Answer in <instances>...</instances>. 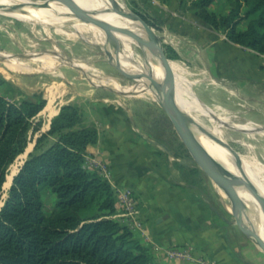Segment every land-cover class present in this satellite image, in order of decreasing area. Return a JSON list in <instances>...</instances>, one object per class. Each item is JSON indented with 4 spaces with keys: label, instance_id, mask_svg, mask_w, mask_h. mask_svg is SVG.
Here are the masks:
<instances>
[{
    "label": "rangeland",
    "instance_id": "obj_1",
    "mask_svg": "<svg viewBox=\"0 0 264 264\" xmlns=\"http://www.w3.org/2000/svg\"><path fill=\"white\" fill-rule=\"evenodd\" d=\"M115 1L135 15L139 17L141 15L147 21L145 23L147 28L163 50L165 42H171L178 47L179 59L175 61L165 62L158 55L157 50L154 53L162 62L164 69L162 80L166 82L167 91L175 98L178 96L192 101V96H195L200 102L202 101L200 95L203 96L204 93L206 100L208 71L204 62L207 51L204 49H202L204 52L200 49L198 51L199 47L195 43L194 38L198 31L199 21L194 15L191 4L189 6L186 4L188 0H185V3L178 8L173 5L172 8L177 13L183 14L182 18L178 19L159 17L138 0ZM20 2H42L54 9L62 10L75 8L91 15L99 10L96 6L75 4L64 0H21ZM232 2L233 0H216L213 7L218 11H226L231 7ZM155 11L159 13V10ZM42 17L47 18H26L0 13V92L2 94L9 99L26 96L24 91L6 85L5 81H2L3 77L11 83L17 81L20 84L31 85L29 93H43L55 106L63 104L64 101H70L68 98L75 95L77 98H73L72 102L76 104L79 101L87 107L86 98L91 97L89 91H99L101 95L118 99L119 103L129 110L135 128L144 132L148 137L164 142L188 159L193 156L172 120L150 90V85L146 81L147 68L144 56L134 33L129 31L131 38L125 45L124 37L114 27L102 25V19L99 22L90 21L65 14H57L56 17L54 14L51 17L43 15ZM71 20L76 21L75 24ZM107 50L120 60H125L129 55V64L140 73H134L127 65L114 62ZM174 84L180 86L181 90L175 92ZM235 109L234 112L232 110L223 112L220 107L219 110L214 109L215 119L209 118L202 109V112L193 110L190 115L209 134L216 131L220 145L232 153L235 152L239 157L246 158L257 179L264 183V160H261L260 156L262 154L264 156V151L261 153L260 146L257 145L258 129L251 124H246ZM221 117L226 119L223 124L218 122ZM82 119H84L83 113ZM244 125L246 126L243 127ZM19 157L20 155L7 167L5 183L1 188L0 209L8 196L12 176L18 172L17 168L21 164L22 159ZM214 168L218 167L214 166ZM201 169L198 170L197 175L195 174L196 176H192L198 180L199 185L198 191L195 192L201 202L211 204L221 213V207L228 205L229 200L226 195L224 196L221 184L218 186L215 184V192L219 194H213L214 192L208 186L210 185L209 178ZM218 169L221 173L226 170L229 176L239 180L237 187L241 186L243 175L241 168H236L239 171L238 176L234 175L231 169L223 167ZM8 175H12L10 182ZM42 197L45 211H51L53 201H55L54 196L43 192ZM245 204L246 211L251 217L259 219L262 217V212ZM115 219L127 225L133 235L137 234L134 227L139 228L140 226L137 217L135 224H133L134 218L132 217ZM230 233L233 246L237 251L247 249L245 251L249 253L252 246L255 247L254 242L250 240L252 238L244 240L234 226H231ZM239 238L243 242H239ZM243 262L252 264L248 261ZM258 264H264V260L259 261Z\"/></svg>",
    "mask_w": 264,
    "mask_h": 264
},
{
    "label": "crops",
    "instance_id": "obj_2",
    "mask_svg": "<svg viewBox=\"0 0 264 264\" xmlns=\"http://www.w3.org/2000/svg\"><path fill=\"white\" fill-rule=\"evenodd\" d=\"M138 1L159 17L178 19L183 16L172 7L173 5L175 8L180 7L185 0ZM186 2L189 6L190 0ZM215 2L216 0H213L208 9L216 14H226L230 9L218 11L213 7ZM155 10H159V13ZM195 17L199 21L195 43L199 47L198 51L199 49L207 51L204 63L208 71V92L205 93L206 100L204 93L203 96L200 95L202 103L195 96H192L193 100L199 102L200 109L211 119L216 118L215 110H219V107L223 112L230 110L234 112L236 108L235 112L242 116L246 124L258 129L259 135L256 140L262 153L264 151V54L230 42L223 33L204 23L196 15ZM165 43L163 46L171 47L177 55V58H168L164 49L166 61L179 59L178 47L171 42ZM2 81L14 89L24 91L25 95L40 97L46 101L45 107L36 115V119L42 120L40 129L29 133L27 145L19 154V158L22 159L21 164L29 153L35 151L37 138L48 131L51 119L59 112L61 106L72 104L80 107L84 115V124L93 125L98 133L96 142L86 146L87 156L84 167L97 172L94 163H107L110 169V177L107 180L112 187L131 188L136 194V216L140 226L135 227L137 234L134 236L157 264H200L199 260L210 264L263 262L264 239L260 235L251 234L247 226L237 221L229 193L222 187L229 204L221 207V213L211 204L201 202L195 192L199 189L198 180L192 177L202 168L199 163L193 156H190V160L164 142L153 140L135 128L129 110L122 106L118 99L90 90L91 97L86 98L87 107L79 101L74 104L72 100L77 98L75 95L68 98L70 101L55 106L43 93H29L31 85L20 84L17 81L11 83L4 77ZM0 94L8 98L1 92ZM221 118L218 122L225 123L226 119ZM54 141L55 138L49 136L44 148ZM260 156L261 160H264L263 154ZM240 161L248 170L256 193L253 196L256 197L262 212L259 200L263 201L264 206V183L257 179L246 158L240 156ZM201 171L208 176L210 182L208 186L215 194L214 186L215 184L218 186V183L203 168ZM15 174L12 176L10 186ZM224 174L229 176L225 171ZM234 184L237 187V184ZM44 192L48 195L52 194L50 191ZM262 216L264 217L263 214ZM231 226L239 231L244 240L252 238L250 240L254 242L255 247L252 246L249 253L245 251L247 249L239 252L233 246ZM239 242L243 240L239 238ZM172 247L189 250L192 260L185 257H169L166 250Z\"/></svg>",
    "mask_w": 264,
    "mask_h": 264
},
{
    "label": "trees",
    "instance_id": "obj_3",
    "mask_svg": "<svg viewBox=\"0 0 264 264\" xmlns=\"http://www.w3.org/2000/svg\"><path fill=\"white\" fill-rule=\"evenodd\" d=\"M212 1L190 4L230 42L264 54V0H233L226 14L210 11ZM164 47L168 58H177ZM45 104L36 96L0 94V195L8 165L24 151L29 133L40 129L36 115ZM49 136L55 141L44 148ZM97 137L76 105L61 106L13 177L0 209V264H157L127 225L113 218L116 197L109 181L84 167L86 146ZM44 191L55 197L50 212Z\"/></svg>",
    "mask_w": 264,
    "mask_h": 264
},
{
    "label": "bare ground",
    "instance_id": "obj_4",
    "mask_svg": "<svg viewBox=\"0 0 264 264\" xmlns=\"http://www.w3.org/2000/svg\"><path fill=\"white\" fill-rule=\"evenodd\" d=\"M20 1L21 0H0V9L8 10L7 12H2V13L16 15V16H20V17H26V18H39V19L47 18V17H42L43 15H49L51 17L53 14H54V17H56L57 14H65L68 16L69 15L73 16V14L70 12L69 9H63V10L62 9H54L53 7L45 5L42 2L21 3ZM64 1H66V2L72 1L75 4L77 3V4H86L88 6H96L99 10L97 12H95V14H92V15L97 17L98 19H102L101 20L102 25L112 26V28L114 27V29L116 31H118L121 36L124 37L125 45H127L128 39L131 38L129 31L131 33H134L137 41L140 40V37H144V38L148 37L149 43L151 44V42H152L151 35H149L147 32H145L144 28L140 24H138L136 21H134L130 18H127L125 16H122V15H116V14H111V13H100L102 11H106V10L111 9L112 4H111L110 0H77V1L76 0H64ZM93 3H95V4H93ZM71 21L74 24L76 22L73 20H71ZM141 49H142V53L144 56L145 65H146L147 70L149 69L148 71L152 74V76L160 83V85H162L164 87V89H166L164 82L162 80L163 74H164L162 62H160L157 55H155L149 49L144 48L142 46H141ZM107 52H108V55L111 57V59H113L114 62L115 61L120 62L122 65L123 64L127 65V67L130 70H132L134 73H140L137 70H135L129 64V57H130L129 55L125 58V60H120V59L115 58L109 50H107ZM147 83H149V82L147 81ZM173 90H175V92H176V91H180L181 88H180V86L174 84ZM169 100L172 103H174L175 105H177L189 117V119H190L189 127H190V130H191L193 136L195 137V139L199 143V145L215 160L217 165L219 167H223L224 169H231L233 171L234 175L238 176L239 171L236 169V167L234 165V157L228 149H226L224 146L220 145L219 138L216 136L217 132L214 131L213 134H209L202 126H200L191 117V115H190L191 111H193V110L201 111L199 102H197L196 100L189 101V100L183 99V98L178 97V96L175 98L173 94H169ZM242 166L244 168V172L246 173V175L250 179L248 170L245 168L243 163H242ZM11 176L8 175V181L9 182H10ZM236 191L245 203H247L249 206H251L256 211H260L256 197H254L253 194L248 193V191L243 189V187H241V186L236 187ZM260 193H262V192H260ZM257 230H258V233L260 234V236L264 238V217L263 216L260 218V226L257 228Z\"/></svg>",
    "mask_w": 264,
    "mask_h": 264
},
{
    "label": "water",
    "instance_id": "obj_5",
    "mask_svg": "<svg viewBox=\"0 0 264 264\" xmlns=\"http://www.w3.org/2000/svg\"><path fill=\"white\" fill-rule=\"evenodd\" d=\"M110 2L112 4L111 9L102 11L100 13H111V14H116V15H122V16H125L127 18H130L136 21L138 24H140L144 28L145 32L151 35V38H152V42L150 44L148 41V37L147 38L140 37V40H139L140 45L144 48L149 49L153 53H155V50H157L158 55L161 57V59H163L166 62L163 49L160 47L159 42L157 40H154V36L147 28V25L143 23L138 18L137 15L129 11L123 5H119L118 2H116L115 0H110ZM68 9L73 15L81 19H86L90 21H98V22L100 20L97 17L89 13L79 11L75 8H68ZM7 11L8 10L0 9V13L7 12ZM148 70L146 73V79L150 84L151 92L155 95L156 99L158 100L159 105L162 107V109L167 113L169 118L172 120L176 129L182 136L184 142L188 146L189 150L192 152L194 159L214 179L216 183L221 184L222 187L229 193L232 199V202H233L234 213L237 217V221L243 224L244 226H247L251 234L260 235L257 230V228L260 226V219L257 217H251L247 213L245 202L236 192V187L234 186L235 185L234 183L238 185L239 180L232 178L230 176H227L224 173H221V171L218 169L221 167L217 165L215 160L199 145V143L196 141L195 137L193 136L190 130V127H189V121H190L189 117L177 105H175L169 100L170 93L167 91L166 82L163 81L165 88H166L164 89V87L160 85V83L152 76V74ZM232 155L234 157L235 167L241 168L243 172L241 187H243V189L248 191V193L256 195L255 190L252 186V182L250 181V179L244 172V168L240 161V157L235 152H233ZM214 166H217L218 168H214ZM260 204L262 206L261 209L264 215V206L262 205L263 204L262 200H260Z\"/></svg>",
    "mask_w": 264,
    "mask_h": 264
},
{
    "label": "built area",
    "instance_id": "obj_6",
    "mask_svg": "<svg viewBox=\"0 0 264 264\" xmlns=\"http://www.w3.org/2000/svg\"><path fill=\"white\" fill-rule=\"evenodd\" d=\"M94 167L96 168V171L101 176L105 177L106 179H109L110 177V169L107 163L105 162H97L94 163ZM115 190V213L113 215V218L117 217H132L135 218L136 216V206H137V199L132 191L131 188H121V187H114ZM133 221V224H135L137 221ZM128 224V223H126ZM136 227V226H134ZM166 254L171 258H187L191 259V255L189 253V250L180 248V247H172L166 250ZM192 260V259H191ZM200 264H210L209 262L205 261H198Z\"/></svg>",
    "mask_w": 264,
    "mask_h": 264
}]
</instances>
